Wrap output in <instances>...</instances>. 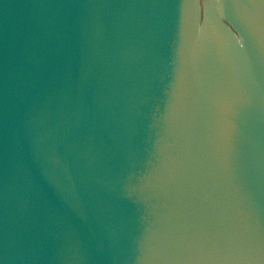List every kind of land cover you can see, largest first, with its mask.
I'll use <instances>...</instances> for the list:
<instances>
[{"label": "water", "instance_id": "water-1", "mask_svg": "<svg viewBox=\"0 0 264 264\" xmlns=\"http://www.w3.org/2000/svg\"><path fill=\"white\" fill-rule=\"evenodd\" d=\"M0 264H264V0H0Z\"/></svg>", "mask_w": 264, "mask_h": 264}]
</instances>
